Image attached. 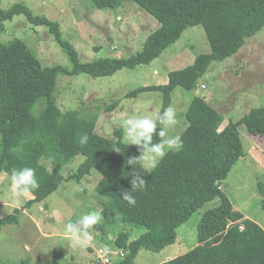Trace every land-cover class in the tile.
Here are the masks:
<instances>
[{
    "label": "trees",
    "instance_id": "obj_1",
    "mask_svg": "<svg viewBox=\"0 0 264 264\" xmlns=\"http://www.w3.org/2000/svg\"><path fill=\"white\" fill-rule=\"evenodd\" d=\"M90 1L97 9L121 5V0ZM132 1L153 16L159 27L134 55L85 63L79 61L73 46L62 38L56 22L33 15L20 3L6 10L0 8V27L5 21L24 15L31 25L48 28L72 64L70 70L61 66L42 67L21 40L0 43V174L10 176L13 168L35 170L39 187L29 191L32 198L25 204L29 207L56 191L65 179L61 169L75 156H82L83 161L68 179L79 182L92 169L98 171L102 176L94 191L107 198L119 221L145 229L132 241H128L126 233L117 235L115 246L125 257L116 264H134L141 250L160 252L173 244L176 229L205 203L219 198V205L206 210L198 222L197 244L162 264H264V231L234 210L222 190V182L244 156L237 126L244 125L248 133L264 136V106L251 109L238 122L230 121L221 129L223 116L202 98L193 97L185 112L187 125L180 134L183 149L168 151L146 172L139 160L128 165L129 158L141 153L137 146L122 141L121 130L114 131L115 139L101 137L95 133L96 114L82 116L77 110L61 111L54 96L59 75L108 77L121 69L148 65L177 42L187 28L200 25L209 53L198 55L192 65L182 70L170 72L166 84L140 87L125 95L161 93L162 105L155 119L159 130L163 110L170 106L177 87L193 91L212 62L236 54L248 38L264 27V0ZM39 98L44 99V105L35 114L33 109ZM118 103L115 101L108 110ZM85 134L88 141L81 144L80 138ZM161 140L154 134L152 143ZM132 168L146 180L143 190L132 191L134 206L122 199V191L131 190ZM16 222L17 217L10 214L0 218V227ZM19 264L29 263L22 260Z\"/></svg>",
    "mask_w": 264,
    "mask_h": 264
},
{
    "label": "rangeland",
    "instance_id": "obj_2",
    "mask_svg": "<svg viewBox=\"0 0 264 264\" xmlns=\"http://www.w3.org/2000/svg\"><path fill=\"white\" fill-rule=\"evenodd\" d=\"M16 3L26 6L33 15L45 17L59 25L62 38L77 52L80 62L103 58L122 59L141 50L144 41L158 21L132 0H121L116 8L97 9L90 0H0V8ZM21 40L34 53L42 67L72 68L69 56L54 40L48 28L31 25L24 15L3 22L0 43ZM210 52L203 27L187 28L177 42L148 65L121 69L112 76L91 77L87 74L59 75L54 96L61 111L77 110L82 116L97 115L95 133L115 139L114 131H122L120 121L129 116H151L156 119L162 105L158 91L125 97L140 87L160 86L168 74L193 64L195 58ZM193 97L202 98L223 116L221 129L228 122H238L251 109L264 106V27L248 38L241 49L223 61L212 62L199 78L193 91L177 87L170 106L175 108L177 123L169 126V135H179L187 121L186 109ZM115 101L118 105L108 110ZM39 98L33 109H42ZM244 151L222 182V190L233 209L258 224L264 231V136L248 133L237 126ZM163 139V138H162ZM83 157L75 156L60 171L63 178L56 191L42 202L25 207L32 198L28 191L14 196L9 175L0 174V218L13 214L14 224L0 227V264H93L98 252L119 253L115 238L126 233L128 241L145 232L119 221L109 201L94 187L102 174L92 169L79 182L69 180ZM146 172L154 166L150 160H139ZM219 205V198L205 203L184 224L176 229L175 242L160 252L141 250L134 264H162L183 255L197 244V225L202 214ZM14 209L18 211L15 213ZM102 210L103 219L93 231V240L76 244L65 235V225L91 211Z\"/></svg>",
    "mask_w": 264,
    "mask_h": 264
},
{
    "label": "clouds",
    "instance_id": "obj_3",
    "mask_svg": "<svg viewBox=\"0 0 264 264\" xmlns=\"http://www.w3.org/2000/svg\"><path fill=\"white\" fill-rule=\"evenodd\" d=\"M177 113L172 106L163 110V116L159 120L162 127L158 130L157 120L151 116H129L120 121V127L124 132V139L130 144L138 147L141 155L139 157H131L128 159V165H133L138 160H150L152 166L163 159L168 151L180 152L184 145L179 135H169V126L177 123ZM156 134L163 138L159 143H152L153 135ZM88 141V136L82 135L80 143L85 144ZM115 152H119L116 149ZM131 176V190L122 191V199L127 201L130 206L136 204V200L132 195V191L143 190L146 185L144 175L138 171L129 173ZM10 189L14 196H20L25 192L39 187L38 179L35 175V170L31 167H23L20 169L13 168L10 176ZM103 211H91L82 215L76 223L69 222L65 225V235L76 244H87L93 240L94 226L100 224L103 219Z\"/></svg>",
    "mask_w": 264,
    "mask_h": 264
},
{
    "label": "built area",
    "instance_id": "obj_4",
    "mask_svg": "<svg viewBox=\"0 0 264 264\" xmlns=\"http://www.w3.org/2000/svg\"><path fill=\"white\" fill-rule=\"evenodd\" d=\"M125 254L122 252L117 253L116 257H112L108 250L106 252H98L95 257V263L93 264H116L117 262L123 260Z\"/></svg>",
    "mask_w": 264,
    "mask_h": 264
}]
</instances>
